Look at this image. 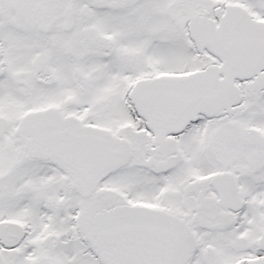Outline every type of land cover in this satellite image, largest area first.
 Masks as SVG:
<instances>
[{"label":"snow or ice","instance_id":"obj_1","mask_svg":"<svg viewBox=\"0 0 264 264\" xmlns=\"http://www.w3.org/2000/svg\"><path fill=\"white\" fill-rule=\"evenodd\" d=\"M0 264H264V0H0Z\"/></svg>","mask_w":264,"mask_h":264}]
</instances>
